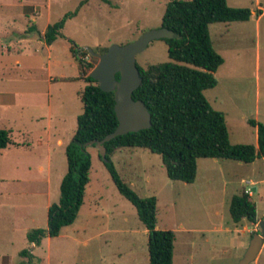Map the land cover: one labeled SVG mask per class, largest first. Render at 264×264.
<instances>
[{
  "label": "rangeland",
  "instance_id": "1",
  "mask_svg": "<svg viewBox=\"0 0 264 264\" xmlns=\"http://www.w3.org/2000/svg\"><path fill=\"white\" fill-rule=\"evenodd\" d=\"M167 1L0 0V94L9 93L0 102V128L11 130L9 143L0 149V264H148L146 229L134 206L118 193L94 145L86 146L89 182L73 223L39 245L28 243L25 235L30 228L46 227V203L59 197L65 146L82 112L78 92L97 62L86 48L98 52L126 45L160 28ZM227 3L255 9L254 0ZM62 18L60 35L46 44L41 34ZM31 25L39 35L27 31ZM209 33L224 62L214 73L217 85L204 95L223 113L231 143H253L247 119L264 123V13L257 24L254 15L248 21L212 23ZM71 42L79 48V61L70 52ZM135 60L142 69L166 62L167 46L153 39ZM49 144L51 177L37 168L45 164ZM111 160L140 197H156V228L175 233L173 264H239L254 226L243 233L247 223L232 222L226 198L242 185L255 188L250 199L261 216L264 182L243 183L251 177L264 180L260 161L236 165L201 158L194 182L185 183L169 179L160 155L143 148L119 149ZM249 264H264V243Z\"/></svg>",
  "mask_w": 264,
  "mask_h": 264
},
{
  "label": "trees",
  "instance_id": "2",
  "mask_svg": "<svg viewBox=\"0 0 264 264\" xmlns=\"http://www.w3.org/2000/svg\"><path fill=\"white\" fill-rule=\"evenodd\" d=\"M108 2V0H104ZM259 15L260 10H255ZM248 7H233L227 0H168L161 26L175 36L162 40L169 60L152 63L142 69V81L133 90L132 98L147 106L151 125L146 129L117 135L104 142L105 159L99 158L118 193L135 208L137 217L147 231L148 264H173L175 233L155 226L157 199L154 195L140 197L117 172L111 155L122 148H143L159 154L166 176L175 181L193 183L197 161L201 158L228 159L251 163L264 157V123L254 118L247 122L256 127L257 145L231 143L221 111L214 109L204 95L217 85L214 75L224 59L213 47L209 25L231 21H248ZM67 14L66 16H70ZM65 18V17H64ZM64 18L46 26L41 39L51 44L60 35ZM28 32L38 30L34 26ZM78 47L71 42L70 52L76 61ZM103 53L107 47L96 49ZM119 78V74H116ZM87 84L78 92L82 112L76 117V129L65 146L66 172L59 183V197L47 207L46 227L26 231L28 243L39 245L44 237H57L61 229L76 219L89 182L91 156L84 144L101 140L117 126L113 91H103L89 74ZM8 130L0 128V149L9 143ZM233 223L242 219L256 223L255 204L245 189L234 193L228 202ZM21 254L27 255L23 249Z\"/></svg>",
  "mask_w": 264,
  "mask_h": 264
},
{
  "label": "water",
  "instance_id": "3",
  "mask_svg": "<svg viewBox=\"0 0 264 264\" xmlns=\"http://www.w3.org/2000/svg\"><path fill=\"white\" fill-rule=\"evenodd\" d=\"M173 30L160 28L144 32L137 40L126 45H110L103 53L86 48L89 54L97 58V62L89 75L97 81L103 91H113L114 112L117 119L116 128L105 135L101 140H91L84 144L94 145L101 159H105L106 148L104 142L117 135L136 132L151 125V117L147 106L141 99H133L132 92L141 83L142 77L138 69L135 56L144 50L153 39L172 38ZM119 78H116V74ZM264 220L259 222V231H254L249 244L239 264H249L256 258L264 238Z\"/></svg>",
  "mask_w": 264,
  "mask_h": 264
},
{
  "label": "crops",
  "instance_id": "4",
  "mask_svg": "<svg viewBox=\"0 0 264 264\" xmlns=\"http://www.w3.org/2000/svg\"><path fill=\"white\" fill-rule=\"evenodd\" d=\"M237 7V6H236ZM254 10H251L252 11V14H251V16H255L256 17V24L257 23H259V20H260V18H261V16L263 15V13H264V7L262 6V2H261V0H254ZM256 9H258V10H260V13H259V15H256V13H255V10ZM47 69H48V67H47ZM8 95H9V93L8 92H2L1 94H0V102L1 103H4V102H6L7 101V99H8ZM50 121H51V117L48 119V121H47V124H50ZM252 128H253V137H254V142H253V144H255V145H257V132H256V127H253L252 126ZM50 129V128H49ZM48 129V130H49ZM8 130V134H9V138L11 137V130H9V129H7ZM46 135H51L50 133H47ZM51 137V136H50ZM11 139V138H10ZM13 144H17V142H14L13 140L11 141ZM43 142V145H45V142H44V140L42 141ZM42 142H39V144L40 143H42ZM58 143H60V141L58 140L57 141ZM51 144V143H50ZM50 144H49V147H48V150H47V152H50L49 153V155H46V157H45V159H44V162H45V164H43V163H40L38 166H37V168L39 169V170H43V171H45L46 172V174H47V177H51V173H52V163H51V149H50ZM40 145H42V144H40ZM213 162H215L216 160H215V158H213ZM212 161V160H211ZM231 161H233V160H231ZM256 161H260L261 162V164L262 165H264V157H261V158H257V159H255L253 162H251V163H249V164H251V165H254L255 163H256ZM235 164L236 165H241V164H243L242 162H240V161H235ZM228 165H231V164H228ZM232 165H234V164H232ZM243 182V181H242ZM249 183L250 185H257V184H259V183H263L264 182V180H256V179H254V178H250L249 179V181H244L243 183L245 184V183ZM226 184H228V183H226ZM241 189H245V191H247L248 192V194H249V199H250V197H251V192H253V191H255L256 189L254 188L253 190L252 189H250V191H248L247 190V188H245V187H243V185H242V188ZM241 189H239V190H241ZM238 190V191H239ZM236 193H237V191H236ZM234 194V193H233ZM233 194H231V195H229V197H227L226 198V200H227V202H229V199H230V197L233 195ZM251 200V199H250ZM252 201V200H251ZM47 205H49L48 203H46ZM256 208V207H255ZM256 217H257V220H256V222H260L261 220H264V207H263V210H262V213H261V216L259 217V216H257V213H256ZM241 221H246V220H244V219H242ZM241 223V222H240ZM242 223H244V222H242ZM241 223V224H242ZM245 223H247V224H242V232L243 233H249V228L250 227H252V225H253V223H250V222H245ZM146 233H147V231H146ZM264 243V242H263Z\"/></svg>",
  "mask_w": 264,
  "mask_h": 264
},
{
  "label": "built area",
  "instance_id": "5",
  "mask_svg": "<svg viewBox=\"0 0 264 264\" xmlns=\"http://www.w3.org/2000/svg\"><path fill=\"white\" fill-rule=\"evenodd\" d=\"M253 226H254V227H253L252 229H253L254 231H259V222L254 223ZM262 237L264 238V234L262 235Z\"/></svg>",
  "mask_w": 264,
  "mask_h": 264
}]
</instances>
